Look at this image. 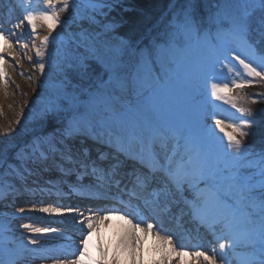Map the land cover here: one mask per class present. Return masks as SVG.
I'll return each instance as SVG.
<instances>
[{
    "label": "rangeland",
    "instance_id": "374dc122",
    "mask_svg": "<svg viewBox=\"0 0 264 264\" xmlns=\"http://www.w3.org/2000/svg\"><path fill=\"white\" fill-rule=\"evenodd\" d=\"M135 1L96 0L98 7L93 9L90 6L93 0H74V3L70 0V4L77 6L82 15H85L90 9L102 13L105 20L114 26L123 39H126L120 60L114 67L118 69V72H115L117 77L112 80L108 79L107 74L113 71H110L94 57L84 55L80 45L75 43L63 25L59 24L57 27L60 29V35L55 34L58 44L53 46L55 51L53 58L54 66L58 69L60 76L49 84L42 83L45 86L43 89L33 85L34 87L30 91L29 86L24 90V94L31 93V95L25 97L24 101L20 95L16 97L14 92L13 98L7 101V106L0 110V262L3 264L12 259L9 252L3 247L4 234L8 229H15L19 236L17 243L20 246L15 250L14 263L29 264L30 261L45 259L41 255L42 245H39L38 242L47 240L48 234L30 232L23 225L28 224L33 228L49 229V227L33 223L32 219L24 214V212H28L26 211L28 206L18 204L13 206V200L7 198V192L14 186L20 187L24 177V180H27L26 183H36L34 179L38 178L40 170L43 171L47 166L46 161L50 158V148H55V153H60L61 151H56L58 148L81 145L78 139L86 143V139H82L88 135L102 133L101 136H106L105 134H107L106 138L109 142L111 133H117L118 135L122 134L125 138L128 137V140L141 141L143 144H146L148 140L154 141V139L168 142L175 146L173 153L180 150L181 153L186 154V159L191 158L194 165L204 163L213 168L224 166L227 140L224 133L215 128L214 118L219 117L238 122V119L244 116L242 115L244 113L239 112L238 109L245 107L249 100L245 98L247 95H244L242 90H238L239 96L237 89L233 88L232 92L235 91L237 97H243L236 101L237 107L234 108L227 101L212 97L211 85L212 83L228 82L229 78H238L235 77L234 72L227 71V68L234 66L239 69L238 62L222 59L227 49H235L242 58L249 53L227 38L215 40L212 43L201 40L190 44L165 46L163 44L155 45L151 35L149 44H153V50L148 51L141 45L137 46L136 53L127 65L133 48L142 37L140 28L132 27L133 25L128 22L126 15L129 8L137 7ZM206 1L208 0H201L205 8L209 7ZM218 2L239 5L226 9L229 14H240L244 11L245 0H217L214 3ZM248 2H252V0H248ZM194 4V0L185 1L184 7L173 13L165 26L159 27L160 35L169 34L174 18L183 15L185 10L190 11L193 15ZM215 11L216 8L210 14ZM261 15L257 8L249 17L248 39L254 47L257 45L256 42H260L264 47V36L261 35L264 32V26L260 23ZM158 24L159 22H156L154 25ZM251 25L257 29L256 32L251 31ZM146 31L144 35H147ZM260 49L261 47H258V50ZM213 50H217L221 55L220 62H217L218 59ZM48 53L50 54V51ZM154 54L157 57L153 56ZM81 59L86 70H81L78 67ZM70 60L74 62L72 68L67 67ZM222 64L227 66L225 70H221ZM156 68H158L157 71ZM56 76L57 74H55ZM106 78L108 81L103 83ZM101 84H106L103 89ZM7 88L13 91L10 85H7ZM62 90L75 96L74 103L63 104V110L55 116L50 113L45 116L46 110L57 100ZM17 120L20 123H17ZM5 130H8L7 133ZM83 130L87 134L85 137L82 134ZM80 131L81 133H78ZM70 134L74 136L68 141ZM89 141L94 143L92 139ZM105 145V142L100 143L102 149ZM244 145L247 157L246 166L251 162V166L247 167L246 174L255 173L258 176L259 170L255 164L260 155L264 154V150H254L251 144ZM62 153L67 157L71 154L68 151ZM57 155L55 163L59 160L63 163L67 161L66 158ZM113 155L116 156V154H107V159L110 160ZM38 170L39 172H37ZM63 170L64 172H60V176L62 173H68L65 168ZM28 175L31 177L28 178ZM68 176L67 174L66 177L71 178ZM256 187L259 188V184ZM178 199L180 198L177 197L176 200ZM175 202L169 208H172ZM226 206L227 209L230 208L238 213L237 231L242 233L253 227L246 222L244 204L238 198L231 197L230 200H226ZM100 217L98 216L97 223L103 221L99 219ZM93 234V230H91V234L87 231L85 236L93 238ZM163 234L164 236L172 235L174 244L178 241H187V237H194L192 229L186 235L179 234L180 237L177 238L170 232ZM33 240L36 241L35 244L31 243ZM199 244L201 242L195 240L188 246H184V249L188 252L201 250L208 255L211 254L209 249H191V246L197 247ZM175 247L179 249L181 246L175 245ZM244 248L253 250L254 260L251 264H254V261L260 257V248L246 246V244H244ZM98 252L100 251L96 248V256ZM130 253L134 255L136 258L134 260L137 262V252ZM75 255L79 256L80 250L77 249ZM97 257V261H100L99 256ZM189 257L192 260L194 256L189 255ZM181 262V257L177 258L176 255L173 264ZM197 264H203V260Z\"/></svg>",
    "mask_w": 264,
    "mask_h": 264
},
{
    "label": "bare ground",
    "instance_id": "6f19581e",
    "mask_svg": "<svg viewBox=\"0 0 264 264\" xmlns=\"http://www.w3.org/2000/svg\"><path fill=\"white\" fill-rule=\"evenodd\" d=\"M61 6L62 5L59 4L58 0L56 7L58 12ZM25 9L35 11L51 10L47 9V6L43 4V0H30V4H22L21 0H0V27H3L6 30L5 34L8 35L7 41H5L3 37H0V49H8L7 52L0 53L4 55L5 58L3 61H0V66L6 69V76L0 77V110L7 106L6 103L10 98H13L14 92L16 97H19L20 95L24 101L25 97L27 98L31 95V93H26V95L24 94V90L29 86L30 91H32V88L34 87L33 85L43 89L45 86L42 83L46 82L49 84L53 82L55 78L60 76L58 69L54 66L55 60L53 58L55 56L53 46L58 44L55 34L60 35V29L57 27L51 34L50 43L43 60L46 65V70L44 74H41L38 68L34 67L39 60V58L35 55V49L40 46L42 38L45 35H49V32L47 26L40 20H37L36 22L37 29L34 34L32 33L30 25H27L26 22L21 24L20 21L23 14H25ZM60 20L67 33L72 37V40L80 45L84 55L94 57L109 69L114 68L119 62L123 53L125 40L117 33L114 26L105 20L102 13L90 9L85 15H82L80 14V9H78L74 4H71L68 11L60 13ZM17 24L20 26L16 27ZM48 51H50V54ZM30 52H32V55H30ZM27 57H31V61ZM55 74H57L56 77ZM7 85H10L13 91H10L7 88ZM16 106L18 105L16 104ZM78 133H81V131ZM82 134H84V137L87 135L84 130ZM93 135H88L82 140L86 139L88 142L92 139L95 144L105 142L106 145L104 146V150H112L114 154H116V156L113 155V158L110 160L106 159V155L103 154L101 157V163L99 162L104 169L107 171L109 170V172H106L108 173L106 177L107 180L111 177L114 181H118L117 178H120V180L123 181H132V177L130 175L131 171L135 173V171L141 170L142 167L145 166V163L144 161L143 163L141 161L139 162V160L146 156H148L151 161H163L165 156H175L177 161H180L181 159L189 161L185 158L186 154L181 153L180 150L173 153L175 146H172L168 142L162 143L160 139H154V141L148 140L146 144H143L141 141L136 142L135 140L133 141V139L128 140V137L125 138L122 134L118 135L117 133H111L108 142L106 138L107 134H105L106 136H101L102 133H96ZM72 136L74 135H69L68 141ZM75 146L76 147L71 148L74 150L73 153L80 152L81 154L73 159L70 157V160L68 161L69 163H65L57 169L61 172H63V168H65L66 171L69 169L71 170V175L69 173H65V175L62 176H54V171L56 170H53L55 168L52 169L51 164H49V158L46 161L47 166L45 169L43 171L39 169L41 173L38 178L35 179V184L26 183L27 180L22 178L23 182L21 187H24V189L30 193V198L26 200L25 197V199L17 203L23 206H28L26 210L28 212H24L26 216L49 225L48 227L53 230L47 232V234H49V240L44 243L45 246L60 248L52 250L55 252L54 255L56 258L48 259L39 263L34 262L31 264H56V261L58 260L75 259L77 257L74 256V250L77 248L81 249L83 247L80 244V241L85 237L87 238L88 249V255L85 257V260L89 258L98 260L97 256H99L101 260V250H103L108 252V258L112 264H117V261L119 264H160L162 249H170L172 246L166 242L162 244L161 241L156 238L158 233L156 231L157 225H154L153 230L149 232L146 229V224L152 223V219L158 218L160 216L159 214L162 213V215L164 214L162 219H166L164 222H160V225L163 224L164 228L168 225L167 229L169 230L171 229L170 225H172L173 222L171 219L174 214L178 212L180 213L181 210L184 209L185 210L180 214L177 223L173 222V225L176 224L175 226L180 228H178L174 237H179V233H184L183 235H185L190 229L194 232V237H187V241L185 242H175V245L184 247L188 246L195 240H199L201 244L197 247L195 245L191 246V249H209L211 252L209 256L216 255L217 263L219 262L220 264V257L218 254L221 250L218 245L219 243L224 242L225 239L231 240L235 233L231 229L224 228L222 225H218L215 229H213L209 226V224L202 223L194 216L193 204L202 202L199 198L201 194H206L209 191L208 187L203 183H199L197 186L184 185L182 189L178 190L174 185L168 182L167 176L159 170H150L149 168H146L142 176L147 177V182L150 184L147 189V193L138 197V199H133L132 202L130 201L135 210L147 209L148 211V216L144 218V223H141V228L145 230H136V234L139 237V248L136 250L138 255L137 262L135 261L136 258L134 255L130 253L131 251L125 249L124 245L121 243L122 239H124L131 232L132 225L128 224L127 220L121 219V216L116 215V213L113 212L111 214L101 216L106 218L102 219L103 221L101 223L96 224L93 238L90 239L84 235L87 232V220L82 218L84 215L83 213H81V216L69 217L67 215H60L57 213L43 212L42 209L46 207L63 208L65 210L68 208H74L70 206L75 202L74 198H72L73 200L70 202L68 200L69 197L72 196L71 192H73V190L78 186L86 189L84 178L89 177L97 180L103 179L99 172L102 168L91 169L90 167V161L97 160L98 154L96 153V155H93L91 152L92 150H90L89 153L86 150L85 151L87 153L83 152V148H85V146ZM60 150L63 152L64 147L59 148L57 151ZM79 157H83V159L78 161L77 158ZM75 160L77 163H82V165L78 164L77 169L73 166ZM39 170L37 172H39ZM122 172L123 174H121ZM141 173L142 172L139 173L140 177ZM67 174L69 175L68 177L71 178H67ZM73 183L77 184V186ZM102 184H105V182L102 181ZM102 186L96 185L99 191L109 194V196H116L117 198L122 196L123 190L118 189V191H116L112 190L110 187L105 188V186ZM114 186L116 187L119 185L114 184ZM51 191H64V193L61 194V196L58 195L57 198L62 200L59 202L60 204L55 205L51 203L50 200H46L44 202H39L40 206L38 207V204H35V202L45 199L41 198L42 195L45 192L51 193ZM85 192L91 195H95L97 193L95 189H88ZM77 195L79 196V194ZM26 196H28V194ZM9 197L10 196L7 198ZM177 197L180 198V204L176 202L173 205V210L169 211V206ZM67 202L70 203V205H67ZM30 203L31 205L29 207ZM222 205V207L214 208V211L217 213L224 212L227 209L226 201H223ZM140 207L141 209H139ZM106 212L107 211H105V213ZM140 215L142 217L144 216L143 213ZM43 216H47L49 219L45 220V217L43 218ZM66 218L73 219L72 222L75 225L74 229L72 228L71 230V227L69 228V225L65 224L64 221ZM81 221H83V223H81ZM138 223H140L139 220ZM74 230L77 232H74ZM16 240V231H13V229L7 231L4 246L9 249V252L12 255L17 248ZM244 244V242H241L235 248L228 247L223 250L227 255V264L252 263L254 260L253 250H246L244 248ZM96 248L100 251L97 256L95 253ZM43 255L47 254L44 253ZM175 258L176 253H171L170 260L166 262V264H173ZM181 260L183 263L181 262L180 264H186V262H188V264H197L195 256L192 260H190L189 255L181 256Z\"/></svg>",
    "mask_w": 264,
    "mask_h": 264
},
{
    "label": "snow or ice",
    "instance_id": "6c2138e0",
    "mask_svg": "<svg viewBox=\"0 0 264 264\" xmlns=\"http://www.w3.org/2000/svg\"><path fill=\"white\" fill-rule=\"evenodd\" d=\"M74 3V0H72ZM22 4H30V0H21ZM58 0H43V4L47 6L49 10L35 11L25 9L20 23L26 22L30 25L32 33L34 34L37 29V20L43 22L47 26L49 35H45L42 38L41 44L35 49V55L39 58L38 62L34 65L37 67L41 74L45 73L46 65L43 62L46 50L50 43V37L53 31L61 24L60 13L68 11L71 7L70 0H59V4L62 6L59 8V12L56 10ZM93 9L98 7L96 0H93L90 5ZM239 5H229L226 3L218 2L214 5L216 11L210 14L207 20H196L190 11L185 10L183 15H178L174 18L171 24V30L166 38L161 41L165 46L175 44L184 45L193 42H199L201 40L212 43L217 39L227 38L231 42L243 47L248 55L243 58L241 54H238L235 49L229 48L226 50L222 59L225 61L234 60L238 62L239 69L235 66L233 68H227L229 73L234 72L235 77L229 78L228 82L212 83L211 96L218 100L227 101L234 108L237 107L236 101L243 99V97H237L232 93V89L243 90L246 86L264 82V48H261L259 53L252 43L249 42V17L258 8L261 12V25L264 26V0H252L248 2L245 0L243 5L244 11L240 14H229L226 9L229 7ZM20 25L17 24L16 27ZM6 30L0 27V37H3L5 41L8 40V35L5 34ZM264 36V32L261 33ZM8 49H0V53L7 52ZM31 61V57H27ZM4 55L0 54V61H3ZM258 61V62H257ZM219 62V61H218ZM67 67H74V62L69 61ZM79 69L86 70V66L81 59ZM227 66L222 64L221 70H225ZM110 71L118 72V69L111 68ZM23 74V73H21ZM6 76V69L0 66V77ZM264 95V94H261ZM75 101V96L68 93L66 90H62V93L58 95L57 100L54 101L46 110L45 116L49 113L53 116L59 114L63 110V104H72ZM256 101L253 100V103ZM239 112L244 113L243 117H240L237 121L229 119H221L219 117L214 118L215 128L224 133L227 144L225 145L226 160L222 168H213L204 163L192 164L191 158L189 161L181 159L177 161L175 156H165L163 161L153 160L149 163V167L153 170H159L163 172L168 179V182L174 185L178 190L182 189L184 185L197 186L199 183L205 184L209 191L206 194H201V203L193 204V214L202 223H207L213 229L218 225H222L226 229H231L235 235L231 240L225 239L224 242L219 243L218 254L220 257V264H227V255L223 251L228 247L235 248L239 243L244 242L246 246L259 247L260 257L254 261V264H264V154L260 155L255 167L258 168V176L253 174H246L247 167L251 166L249 162L246 166L247 157L245 155V145L243 143L244 138L249 135L250 129L257 123L256 112L250 108L239 107ZM17 123H20L17 120ZM230 129V130H228ZM8 130H5L7 133ZM163 143V141H162ZM143 163V158H141ZM141 186L146 184L147 177H137ZM259 184V188L256 185ZM226 190V191H225ZM227 193V194H226ZM231 197L238 198L244 204V212L246 213V222L253 227L246 229L242 233L237 231L238 213L232 209H227L224 212L217 213L214 208L222 207V202L230 200ZM147 203V202H146ZM45 213H57L62 214L65 210L61 208H43ZM67 212H72V209H67ZM108 212H116L121 214V219L127 220L128 224L132 225L131 232L122 239L121 243L125 249L135 252L139 248V237L136 234V230L144 231L141 228V223H144V217L140 215L135 209L124 207L121 209L104 210ZM129 216L132 219H129ZM106 217H100L99 219H105ZM87 220V230L91 234V230L96 227V217L94 214H89L85 218ZM139 220L140 223L133 224V220ZM83 223V221H81ZM23 227L29 229L33 233H47L53 231L48 228H33L31 225L25 224ZM154 228L152 223L146 224L147 231L151 232ZM161 243H167L172 247L170 249H162L160 264H166L170 260L171 253H176L177 258L181 256H195L197 262L203 260V264H217V256H209L206 252L197 250L195 252H188L181 246L179 249L175 247L173 236L165 235L161 236L159 232L156 236ZM35 244L36 241H31ZM83 246L80 249L79 257L71 260H58L56 264H112L108 258V252L101 250L100 261L94 258L85 260L88 255L87 238L85 237L80 241ZM3 264V262H0ZM117 264L119 262L117 261Z\"/></svg>",
    "mask_w": 264,
    "mask_h": 264
},
{
    "label": "trees",
    "instance_id": "16d2710c",
    "mask_svg": "<svg viewBox=\"0 0 264 264\" xmlns=\"http://www.w3.org/2000/svg\"><path fill=\"white\" fill-rule=\"evenodd\" d=\"M185 1L187 0H179L176 8H182ZM194 1L195 19L198 21L204 20L206 15L204 4L201 0ZM208 1L206 2L209 7L214 8V2H217V0ZM135 2L137 3V7H133L132 9L129 8L126 11V15L128 22L133 25L132 27H136L135 29L140 28V34H142L166 9L170 0H136ZM253 29L256 32L257 29L254 26ZM244 89L248 93L245 92ZM244 89L242 90V93L247 95L245 98H248L249 100L247 106L256 112L257 121L256 125L249 130V135L245 137L244 140L247 144L253 145L254 150H264V95H261L264 94V82L257 83L255 86H246ZM253 100L256 102L253 103Z\"/></svg>",
    "mask_w": 264,
    "mask_h": 264
},
{
    "label": "water",
    "instance_id": "95a60500",
    "mask_svg": "<svg viewBox=\"0 0 264 264\" xmlns=\"http://www.w3.org/2000/svg\"><path fill=\"white\" fill-rule=\"evenodd\" d=\"M108 76H110V77H114L115 74H114L113 72H109V73H108Z\"/></svg>",
    "mask_w": 264,
    "mask_h": 264
}]
</instances>
